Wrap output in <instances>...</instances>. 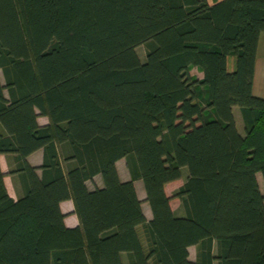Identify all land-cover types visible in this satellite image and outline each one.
<instances>
[{"label":"trees","instance_id":"1","mask_svg":"<svg viewBox=\"0 0 264 264\" xmlns=\"http://www.w3.org/2000/svg\"><path fill=\"white\" fill-rule=\"evenodd\" d=\"M213 1L0 0V264H264V0Z\"/></svg>","mask_w":264,"mask_h":264},{"label":"crops","instance_id":"2","mask_svg":"<svg viewBox=\"0 0 264 264\" xmlns=\"http://www.w3.org/2000/svg\"><path fill=\"white\" fill-rule=\"evenodd\" d=\"M213 2H214L213 0H210V3L213 4ZM235 67H236L235 58H233V57L229 58V60H228L229 71L233 72L235 70ZM202 78H203V75L200 73L199 79H202ZM253 94H254V96H256L258 98L264 99V33L261 34L260 40H259ZM234 111H235V108L233 109V112ZM38 122L41 126H45V125L49 124L48 118L42 119V117H40L38 119ZM0 131H3L1 127H0ZM28 162L32 166L40 167L43 163V151L40 150V151L32 154L28 158ZM118 164H119V162H118ZM118 164H117V168H118ZM0 166H1L3 173L6 175L4 182H5V185H6V188L8 190L9 195L14 200H18L20 195L18 192V187L16 185V180H15V177L9 175L10 168H9V164H8V158L4 155L0 156ZM119 176H120V174H119ZM120 179L122 182H127L130 180V176H129V179H122L120 176ZM136 183L137 182H135V184ZM90 184H94V187L91 188ZM87 186L90 190H94V188H103V181H102L101 176L96 177L93 182H88ZM60 207H61L62 213L65 215V220H64L65 226L69 229H74V228L80 227V221H79L77 215L75 214V206H74L73 201L70 200V201L63 202V203H61ZM143 210H144V214H145L146 218L148 220H151L152 214L150 215V217H147L148 215L146 214L145 209H143ZM192 248H195V247H191L190 250Z\"/></svg>","mask_w":264,"mask_h":264},{"label":"rangeland","instance_id":"3","mask_svg":"<svg viewBox=\"0 0 264 264\" xmlns=\"http://www.w3.org/2000/svg\"><path fill=\"white\" fill-rule=\"evenodd\" d=\"M137 53H138L141 61L144 62L146 59V47L145 46L139 47L137 49ZM0 75L2 77L1 71H0ZM192 75H194L198 78L200 77V73L196 69L192 70ZM234 115H235L236 126H237L239 133L241 135H245L244 123L242 120L240 108L235 107ZM44 118H46V117H42V119H44ZM118 171H119V174H120L122 179H129L130 175H129V172H128L127 167H126V161L125 160H121L119 162ZM188 174H189V171L187 168L182 169V179L178 182L169 184L166 187L167 194L170 197H174L175 193L184 185ZM257 179H258V182L260 184L261 191L264 194V183H263L262 175L258 174ZM135 185H136L135 187H136L138 196L141 199V201L143 202V209H145L146 214L148 215L147 217H150L151 210H150L148 203H146V192H145L144 185H143L142 181H137V183ZM90 186H91V188H93L94 184H90ZM172 208L177 214H180L181 211H183V209L181 208L180 201H178V200L172 201ZM189 251H190V260L195 261L196 253H197L196 248H192Z\"/></svg>","mask_w":264,"mask_h":264}]
</instances>
